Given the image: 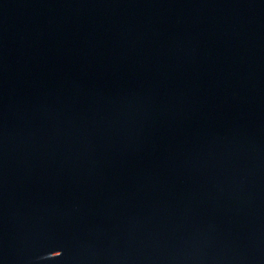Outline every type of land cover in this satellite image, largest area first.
Segmentation results:
<instances>
[{
    "label": "water",
    "instance_id": "water-1",
    "mask_svg": "<svg viewBox=\"0 0 264 264\" xmlns=\"http://www.w3.org/2000/svg\"><path fill=\"white\" fill-rule=\"evenodd\" d=\"M0 264H264V0H0Z\"/></svg>",
    "mask_w": 264,
    "mask_h": 264
}]
</instances>
